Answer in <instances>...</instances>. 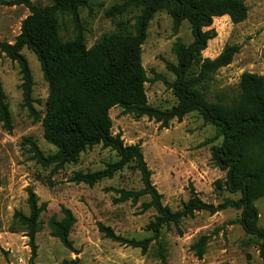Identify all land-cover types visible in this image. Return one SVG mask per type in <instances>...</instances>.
<instances>
[{
	"label": "rangeland",
	"instance_id": "obj_1",
	"mask_svg": "<svg viewBox=\"0 0 264 264\" xmlns=\"http://www.w3.org/2000/svg\"><path fill=\"white\" fill-rule=\"evenodd\" d=\"M45 6L52 0H30ZM127 0H93L89 6L79 9L84 43L87 48L102 36L117 30H131L133 15L139 8L129 6L126 12L108 17L105 12L115 4ZM248 7L244 21L234 24L227 15L215 17L212 27L216 36L210 39L202 51L203 57L214 58L227 44H237L238 52L232 61L220 67L206 83V93L224 91L233 94L243 72L264 75V0H244ZM29 13L24 5L9 6L0 3V40L12 42L20 31L22 19ZM59 38L63 42L73 40L77 29L68 14H57ZM172 17L165 11H157L149 22L147 36L141 45V59L146 71L144 84L147 102L158 109H169L177 103L173 89L166 83L175 75L166 67L176 63L171 47L176 38L189 44L193 40L188 20H183L177 32L172 29ZM28 60L32 75L33 106L43 115L48 95L35 54L24 47L21 51ZM156 75L162 78L157 79ZM0 79L11 113V130L0 121V264H58L64 259H79V264H264L257 248V240L247 234L237 223L240 210L231 207L215 213L195 211L179 223V234L173 225L161 230L163 259L158 255V244L152 241L142 253L132 247L106 238L99 224L110 226L116 234L125 238L141 239L151 235L146 224L153 219L152 208L142 210V203L131 200L115 202L119 194L115 189L138 190L143 187L138 170L131 164L105 177L93 185L71 181L75 171L92 172L103 169L107 163L117 160L115 151L101 144L82 152L77 163L67 164L52 173L51 166L43 167L32 159L30 137L45 153H53L55 147L43 138L41 121L36 120L23 104L20 88L21 74L16 61L0 52ZM112 133H120L125 145L139 143L149 169L151 181L162 194V202L172 210L181 208L191 192L210 203L218 204L226 198L237 199L239 192L218 187L224 181L226 170L211 160L213 145L221 142L216 137V126L207 122L198 111L187 113L181 121L173 118L167 127L147 116L124 114L120 106L109 110ZM32 186L39 202H46L41 213V230L36 234L37 252L31 258L28 238L20 229H14V212L28 213L26 187ZM258 225L264 227V196L255 201ZM69 208L76 221L69 238L72 249L65 247L50 234L47 226L53 215L60 218L61 207ZM202 234H208L205 253L197 258L190 245Z\"/></svg>",
	"mask_w": 264,
	"mask_h": 264
},
{
	"label": "trees",
	"instance_id": "obj_2",
	"mask_svg": "<svg viewBox=\"0 0 264 264\" xmlns=\"http://www.w3.org/2000/svg\"><path fill=\"white\" fill-rule=\"evenodd\" d=\"M93 0H52L41 6L30 0H0L1 4L24 5L29 13L20 23V31L12 42L0 40V52L16 61L21 74L20 88L23 104L36 120L41 121L43 138L55 147L53 153L45 154L30 137L23 140L29 145L31 157L43 167L51 166V172L63 169L67 164L77 163L82 152L101 144L115 151L117 160L103 169L92 172L75 171L70 178L88 185L105 177H112L126 165L139 171L143 187L138 190L115 189L119 194L115 202H137L142 196V210L152 208L153 219L146 224L151 235L141 239L125 238L116 234L110 226L99 224L106 238L147 252L152 241L158 244V255L163 259L161 230L163 226H175L195 211L215 213L227 207L240 210L237 223L257 240L260 258L264 261V227L258 225V210L255 201L264 196V75L243 72L237 91L229 94L220 91L215 99L206 93V83L213 74L228 65L236 52L237 44H227L214 58L203 57L202 51L210 39L216 36L212 27L215 17L227 15L234 24L244 21L248 7L244 0H127L106 10L108 17L120 15L129 6L139 8L133 15L131 30H117L102 36L91 47L84 43L79 9L89 6ZM157 11H165L172 17L174 32L183 20L190 24L193 40L186 44L179 37L171 50L176 63L167 62L166 67L175 79L166 83L173 89L177 103L161 110L147 102L144 84L146 71L141 59V45L147 36L150 20ZM68 14L77 29L73 40L63 42L59 38L57 14ZM26 47L32 51L48 84V95L43 115L33 106V80L28 60L21 52ZM161 79L160 75H156ZM120 106L124 114L135 117L147 116L167 127L170 120L182 118L191 111L216 126L218 145L211 149V160L226 175L222 184L230 192H239L237 199L226 198L218 204L206 202L192 191L181 208L172 210L162 202V194L151 181L149 169L139 143L125 145L120 133H112L109 110ZM0 121L6 130H11V113L6 102L0 79ZM28 213L14 212L16 227L28 238L31 258L36 256V234L41 230L40 216L47 203L39 202L32 186L26 187ZM62 216H51L47 222L50 234L65 247L72 249L69 238L76 221L72 211L62 206ZM209 240L208 234L200 235L190 245L195 256L201 259ZM58 264H79V259H64ZM228 264V263H226Z\"/></svg>",
	"mask_w": 264,
	"mask_h": 264
}]
</instances>
